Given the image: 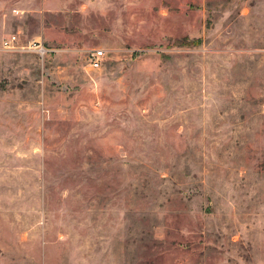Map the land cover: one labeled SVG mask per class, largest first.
<instances>
[{"label": "rangeland", "instance_id": "rangeland-1", "mask_svg": "<svg viewBox=\"0 0 264 264\" xmlns=\"http://www.w3.org/2000/svg\"><path fill=\"white\" fill-rule=\"evenodd\" d=\"M0 264H264V0H0Z\"/></svg>", "mask_w": 264, "mask_h": 264}, {"label": "built area", "instance_id": "built-area-1", "mask_svg": "<svg viewBox=\"0 0 264 264\" xmlns=\"http://www.w3.org/2000/svg\"><path fill=\"white\" fill-rule=\"evenodd\" d=\"M17 36L12 35L10 37H7L3 41V46L7 50H19V47L17 46ZM34 45V47H32ZM30 50H34L40 58H45V56L51 54L54 49H50L45 46V44L42 41H33L30 43ZM104 56V51L102 49H96L91 52V55L89 56V63L90 66L94 69L100 68L102 59Z\"/></svg>", "mask_w": 264, "mask_h": 264}]
</instances>
